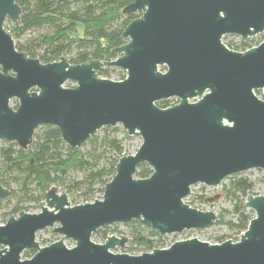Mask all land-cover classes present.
Wrapping results in <instances>:
<instances>
[{
    "label": "water",
    "instance_id": "obj_1",
    "mask_svg": "<svg viewBox=\"0 0 264 264\" xmlns=\"http://www.w3.org/2000/svg\"><path fill=\"white\" fill-rule=\"evenodd\" d=\"M136 12L122 31L126 41L112 49L114 58L41 62L19 51L5 29L8 18L19 20L20 5L0 0V144L26 149L42 124L57 127L74 148L117 124L142 139L118 159L101 198L71 205L67 193L51 187L39 212L22 210L0 223V264H264V193L245 197L254 216L237 241L192 237L128 254L113 252L127 236L91 239L101 227L132 219L160 235L207 228L217 215L184 201L192 185L221 186L253 168L264 175V97L255 93L264 96V40L244 51L222 42L224 35L246 39L264 31V0H133L123 8ZM102 67L121 68L125 77H102ZM171 97L178 102L156 104ZM141 163L152 169L144 178L136 176ZM8 193L0 184V198ZM222 195L216 191L204 201ZM45 228L61 237L41 245L36 232ZM29 249L33 254L21 258Z\"/></svg>",
    "mask_w": 264,
    "mask_h": 264
},
{
    "label": "trees",
    "instance_id": "obj_2",
    "mask_svg": "<svg viewBox=\"0 0 264 264\" xmlns=\"http://www.w3.org/2000/svg\"><path fill=\"white\" fill-rule=\"evenodd\" d=\"M133 0H16L21 7V15L17 22L7 19V29L15 39L27 31L37 34L15 44L19 51L30 57H37L41 62L57 61L64 57L70 63H82L90 59L101 61L115 57L112 49L122 45L126 39L122 36L125 26L139 12L124 14L123 8ZM240 45L229 48L234 50L251 46L248 40H240ZM164 67H161L163 70ZM112 67L97 70L101 76H109ZM124 73H121L123 79ZM257 93H260L257 90ZM264 96L262 95V98ZM173 102L170 99L158 100L156 104L167 107ZM120 129L116 126L102 128V134L93 135L86 144L87 149L74 148L62 139L57 127L42 124L34 132L32 143L26 148L18 147L16 142L2 140L0 146V184L9 188V193L0 198L7 202L15 197L16 201L4 213L17 215L27 210L24 202L39 204L42 195L51 185L58 184L69 193L80 191L84 201L93 200L95 194L103 193L104 185L115 173L118 159L125 155L122 139L118 136ZM83 144V145H84ZM81 171V177H72L70 172ZM152 172L147 163L137 167V177H147ZM15 184V188L11 184ZM98 185L97 188H94ZM253 181L243 175L234 174L222 190L232 202L234 219L224 220L220 214L219 223H226L230 229L241 233L247 228L253 217L252 210L245 204V197L252 193ZM203 200L204 195H198ZM190 204V203H189ZM223 211H228L223 208ZM119 223L99 228L94 234L104 239L109 232H115ZM123 224L133 252L151 251L165 247L162 235L139 220L132 219ZM218 242L225 239L224 235L216 237ZM31 256V249L24 251Z\"/></svg>",
    "mask_w": 264,
    "mask_h": 264
},
{
    "label": "rangeland",
    "instance_id": "obj_3",
    "mask_svg": "<svg viewBox=\"0 0 264 264\" xmlns=\"http://www.w3.org/2000/svg\"><path fill=\"white\" fill-rule=\"evenodd\" d=\"M5 24L9 25V23L7 22V20L5 21ZM37 34V31L33 30V31H27L25 32L23 35H21L20 37H16L14 39L15 44L17 42H23L26 38L30 37V36H34ZM249 42H251V44L256 45L257 43L261 42L264 40V31L261 33H257L253 36H249L246 38ZM223 42L225 43H231V44H236L238 42V38L236 36L233 35H224L222 38ZM159 69L161 70V67H159ZM164 70V69H163ZM124 73L125 76V70L118 68V67H112V70H110L109 72V76L107 78L113 79V80H120L121 79V73ZM106 77V76H103ZM75 83L72 81H67L66 82V86H73ZM260 93H257V90L255 91V93L257 94V96H259L260 98H262V91L259 90ZM171 102H173L176 97H171L169 98ZM195 100V99H194ZM192 100V101H194ZM17 99L13 98L10 100V105L15 108L17 106ZM116 127H118L120 130L118 131V136L122 139V144L124 147V153L125 154H132L134 153L138 146L140 145L142 139L141 136H136V135H128L126 133V131L123 129V127L120 124H117ZM102 128L99 129L97 131L96 134H102ZM2 145V141L0 146ZM87 145L84 144L81 146V148L83 150L87 149ZM243 175H246L247 177H249L253 183V189H252V194H263L264 193V175L261 169L259 168H253L247 171L242 172ZM81 171H72L70 172V176L72 177H81ZM230 177V176H229ZM229 177H226L225 179H223L222 184L223 183H227ZM12 188H15V184H11ZM51 187H56L57 191L59 193H67L68 195V200L70 202L71 205L74 204H79V203H84V202H88V201H93L95 198H101L102 194L100 193H96L95 194V198L93 200H88V201H84L83 197L80 196V191H76L73 193H69L66 188H64L61 185L58 184H53L50 186ZM98 185H95L94 188H97ZM49 188V189H50ZM217 189V190H216ZM216 191L219 192H223L222 190V185L221 186H217V187H210V186H205L203 184H195L191 186V192L190 194L184 199L185 202H188L191 204L192 207L201 209V210H212L216 213L217 215V220L215 221V223L207 228H202V229H190L188 232H181V233H170V234H165L162 235L163 240L165 241V247L169 246L172 242H174L175 240H180V239H186L189 237H197L198 239L204 240V241H208L210 243H216L218 242L217 240V236L220 235H224L225 239H231L233 241H237L239 239L240 233H238V231H236V229H230L226 223H217L218 220L220 219V214L222 213V218L224 220H228V219H234L233 217H235V214L232 212V200L228 197H226L223 193L222 196L218 197L216 200H200L197 198L198 195H204V197H208L210 195H213ZM16 201L15 197L11 198L10 201H6V200H2L0 202V223L3 224L5 223V221L8 219V217L10 215L5 214L9 209L11 204H13ZM24 205H26L28 212H39L40 211V207L37 204H34L33 202L30 201H26L24 202ZM223 208H226L228 211H223ZM249 208V207H248ZM250 209V208H249ZM252 215L254 216V212L252 211ZM114 235H121V236H128L126 234V227L123 224H118L117 229L115 232H109L108 235L113 234ZM194 234V236H193ZM61 237L60 234L58 233H54L52 231L51 228H45L42 230H39L36 232V239L38 241L41 242V245H47L50 244L53 241L58 240ZM91 239L94 242L97 243H102L104 241V239L100 238L97 234H92ZM65 244L68 247H72L74 245V241L72 239H64ZM130 243L129 241L126 243V245L124 247H116L115 249H113V252H125L128 254H139V252H133L132 250H130L129 247ZM26 251V250H24ZM24 251L21 254V258L25 259V258H29L30 256H26L24 254ZM141 253V252H140Z\"/></svg>",
    "mask_w": 264,
    "mask_h": 264
},
{
    "label": "built area",
    "instance_id": "obj_4",
    "mask_svg": "<svg viewBox=\"0 0 264 264\" xmlns=\"http://www.w3.org/2000/svg\"><path fill=\"white\" fill-rule=\"evenodd\" d=\"M233 36H236L237 38H238V42L236 43V44H234V45H240L239 44V42H240V40H247V39H243V38H241L240 36H237V35H233ZM223 38V37H222ZM222 42H223V40H222ZM262 42V41H261ZM228 48H229V44L228 43H225V42H223ZM260 43V42H259ZM259 43H257L256 45H258ZM233 44H232V46H234ZM256 45H253V44H251V46H247V47H245L244 49H239V50H237V51H244V50H246V49H248V48H250V47H253V46H256ZM229 49H232V48H229ZM234 50V49H233ZM103 77V76H102ZM192 100H194V99H192ZM191 100V101H192ZM196 100V99H195ZM177 103V102H176ZM173 104H175V103H171V105H173ZM171 105H169V106H171ZM185 201V200H184ZM186 203H188V202H186ZM189 204V203H188ZM190 206H191V204H189ZM189 230H184L183 232H188ZM243 232V231H242ZM242 232L240 233V236H241V234H242ZM240 236H239V238H240ZM189 238H192V237H189ZM226 240H228V239H226ZM231 240V239H230ZM224 241V240H223ZM233 241V240H232ZM222 242V241H221ZM216 243H219V242H216Z\"/></svg>",
    "mask_w": 264,
    "mask_h": 264
},
{
    "label": "flooded vegetation",
    "instance_id": "obj_5",
    "mask_svg": "<svg viewBox=\"0 0 264 264\" xmlns=\"http://www.w3.org/2000/svg\"><path fill=\"white\" fill-rule=\"evenodd\" d=\"M102 68H104V67H102ZM100 69V68H99Z\"/></svg>",
    "mask_w": 264,
    "mask_h": 264
}]
</instances>
